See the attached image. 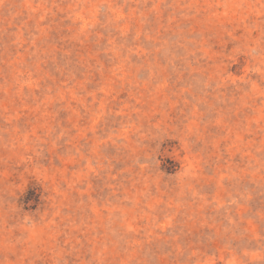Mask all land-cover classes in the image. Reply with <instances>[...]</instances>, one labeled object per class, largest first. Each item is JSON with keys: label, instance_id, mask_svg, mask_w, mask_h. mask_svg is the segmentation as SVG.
Segmentation results:
<instances>
[{"label": "rangeland", "instance_id": "obj_1", "mask_svg": "<svg viewBox=\"0 0 264 264\" xmlns=\"http://www.w3.org/2000/svg\"><path fill=\"white\" fill-rule=\"evenodd\" d=\"M0 264H264V0H0Z\"/></svg>", "mask_w": 264, "mask_h": 264}]
</instances>
